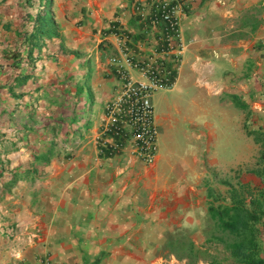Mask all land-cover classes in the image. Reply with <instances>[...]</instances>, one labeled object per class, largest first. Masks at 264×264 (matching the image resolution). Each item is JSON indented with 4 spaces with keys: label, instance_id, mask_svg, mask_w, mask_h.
<instances>
[{
    "label": "crops",
    "instance_id": "1",
    "mask_svg": "<svg viewBox=\"0 0 264 264\" xmlns=\"http://www.w3.org/2000/svg\"><path fill=\"white\" fill-rule=\"evenodd\" d=\"M45 1L0 0V264L152 257L210 199L230 204L242 188L247 201L264 195L248 148L264 134V0H180L183 47L169 88L178 83L193 103L184 114L192 143L174 165L98 145L119 85L112 56L139 77L122 47L137 38L143 53L156 48L155 27L135 11L151 0ZM212 113L239 138L230 163L209 149L217 127L197 120Z\"/></svg>",
    "mask_w": 264,
    "mask_h": 264
},
{
    "label": "built area",
    "instance_id": "2",
    "mask_svg": "<svg viewBox=\"0 0 264 264\" xmlns=\"http://www.w3.org/2000/svg\"><path fill=\"white\" fill-rule=\"evenodd\" d=\"M180 10V0H151L135 5L137 14L155 27L159 49L143 53L138 41L135 50L122 47L121 53L140 71L139 77L131 76L118 57L112 56L119 85L116 94L105 104V116L97 136L104 153L129 152L145 162L155 158L159 130L152 97L159 88H169L175 82L176 61L183 47L179 36Z\"/></svg>",
    "mask_w": 264,
    "mask_h": 264
},
{
    "label": "rangeland",
    "instance_id": "3",
    "mask_svg": "<svg viewBox=\"0 0 264 264\" xmlns=\"http://www.w3.org/2000/svg\"><path fill=\"white\" fill-rule=\"evenodd\" d=\"M51 3L49 1L45 6H49ZM152 100L155 113L165 115V119L158 121L157 153L161 156L167 155L168 163L171 162L174 165L175 162H181L186 152L188 154L187 150L191 148L190 143L192 142L187 134L192 128L189 126L188 119L184 118V114L193 108V103L186 92L178 91V83L173 89L159 88L153 93ZM177 101H179L182 111L178 112L174 107ZM230 115L232 116V113L226 115L225 118L228 119ZM196 116H198L197 120L209 119L214 127H217L219 142H216V145H209V149H214L221 157L226 156L227 163H230L231 153L240 149L241 144L238 136L234 134L229 136L232 131L226 130L224 125L220 124L219 114H197ZM248 148L250 153H256V158H258L257 165L253 163L250 168L252 174H255L253 179H256L255 177L264 178V134H262L261 140L255 139ZM220 160L224 161L221 158L218 159V161ZM237 176L239 174H235V177ZM257 182L255 184H258ZM241 192L246 194L247 190L243 189ZM246 197L249 198V196ZM262 200L264 205V195ZM210 201L212 205H218V202L211 199ZM197 220L194 225H185L177 231L176 229L170 231L167 242L157 243L151 247L152 257L141 258L138 257L140 256L138 254L137 256L130 254L122 264H148L149 259L152 264H240L226 248V243L232 239V235L218 227L216 219L211 217L208 209ZM258 242L264 246V225Z\"/></svg>",
    "mask_w": 264,
    "mask_h": 264
},
{
    "label": "trees",
    "instance_id": "4",
    "mask_svg": "<svg viewBox=\"0 0 264 264\" xmlns=\"http://www.w3.org/2000/svg\"><path fill=\"white\" fill-rule=\"evenodd\" d=\"M47 4L45 1L40 6ZM261 198L251 196L247 201L246 195L240 191L230 204H210L208 208L218 227L232 235L226 248L240 264H264V246L258 242L264 225V205Z\"/></svg>",
    "mask_w": 264,
    "mask_h": 264
},
{
    "label": "clouds",
    "instance_id": "5",
    "mask_svg": "<svg viewBox=\"0 0 264 264\" xmlns=\"http://www.w3.org/2000/svg\"><path fill=\"white\" fill-rule=\"evenodd\" d=\"M50 1V0H49ZM49 1H47L46 3H48ZM136 40H137V38H133V42H134V44H135V42H136ZM157 40H158V38H156V49H159V45H157ZM133 49L135 50L136 49V46H135V48L133 47ZM154 113H155V108H154ZM156 116V115H155ZM157 119V118H156ZM102 122H103V119H102ZM157 122H158V120H157ZM116 153H119V152H116ZM105 154H107V155H109V154H111V153H108V152H105ZM157 155V154H156ZM136 158V157H135ZM138 159V158H137ZM143 161V160H142ZM145 162V161H144Z\"/></svg>",
    "mask_w": 264,
    "mask_h": 264
}]
</instances>
